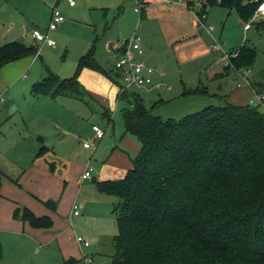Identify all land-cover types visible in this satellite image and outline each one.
<instances>
[{
	"label": "rangeland",
	"instance_id": "374dc122",
	"mask_svg": "<svg viewBox=\"0 0 264 264\" xmlns=\"http://www.w3.org/2000/svg\"><path fill=\"white\" fill-rule=\"evenodd\" d=\"M56 1L0 0L1 44L8 40L37 47L36 56L28 55L32 58L30 63L34 65H29L25 78L11 91L0 92L3 99L0 101V169L11 175L12 179L27 174L28 166L34 159L42 160L48 168L50 164L57 165L59 171L63 170L62 164L66 159L88 163L94 168L95 174L100 164L107 166V174L118 173L119 169L127 166L125 172L132 168L140 144L135 136L125 133L121 109L128 106V103L117 97L119 82L108 69H112L116 44L133 35L139 36L142 45L144 40L152 45L154 51L149 57L153 58L156 73L154 80L161 87L130 88L143 99L147 107L154 106L153 115L178 120L209 105L223 106L229 103L243 106L250 102L257 104L258 109L264 112V22L261 23L259 19L251 22V27L245 30V21L235 10L208 4L205 7L208 23L214 29L207 32L194 22V11L200 9L196 3L191 8H186L181 4L182 0H75L76 6L71 8L64 0H58L57 8L64 21L49 36L56 46H42L41 42L32 40L27 30L31 27L44 31L49 23V7ZM134 8H139L151 21L139 23L141 12H136ZM179 20H184L182 24L184 29L190 31L189 35L185 39L181 35L180 39L171 40L176 37L173 28ZM167 22L169 25L165 24ZM110 41L114 42L115 49L108 48ZM92 46L95 47L94 61L101 70L89 66L78 69L79 59ZM242 46L253 50L252 64L240 69L230 68L229 72L222 70L228 64L222 56L232 54L230 56L233 58L237 54L236 50ZM247 68L250 70L249 81L242 77V71ZM77 71V78L83 86L88 104L76 99H66V106L60 101L64 98L56 101L60 97L49 99L42 95H35L37 99L34 100L41 101L32 103L33 96L22 88L26 79H35L36 83L50 73L59 79H67ZM197 87L205 93H184ZM256 93L263 96L261 102L256 99ZM40 102L43 108L40 130L46 134L55 130L67 140L66 145H57L55 142L48 151L32 142L29 134L33 135L38 125L32 124L27 128L21 118ZM69 106L75 108L82 117V131L77 134H65L67 130H61L56 119L60 113V119L68 118L66 109L72 117L73 112L67 108ZM104 109L109 115L105 116L107 113ZM65 124L64 128L67 129V122ZM93 127L104 131V137L94 152L82 147L85 137L91 136ZM12 145L16 146L13 148ZM23 164L28 166H19ZM76 190L77 185L71 197L67 198L70 191L67 189L60 204L63 216L61 219L71 230L68 239L81 236L89 242L88 247L80 250L82 254L88 257L94 255V258H99L103 263H110L115 252L113 240L117 234L116 215L113 212V204L117 198L103 195V205L98 210L95 203L89 201L91 196L85 195L95 190L93 182H82L75 198ZM62 193L63 187L60 196ZM83 199L90 202L87 205L88 214L80 207ZM73 200H76L78 215L69 218L68 208ZM59 201H47L43 206L51 210L52 207H58ZM90 206L93 208L92 212L89 210ZM3 247L10 253L12 243L3 242Z\"/></svg>",
	"mask_w": 264,
	"mask_h": 264
},
{
	"label": "trees",
	"instance_id": "16d2710c",
	"mask_svg": "<svg viewBox=\"0 0 264 264\" xmlns=\"http://www.w3.org/2000/svg\"><path fill=\"white\" fill-rule=\"evenodd\" d=\"M217 4L245 22L256 6L243 0ZM236 51L225 72L252 64L251 48ZM94 52L92 46L78 69L101 70ZM36 54L35 46L2 44L0 67ZM77 74L59 79L50 73L31 92L88 104ZM201 92L197 87L184 93ZM117 97L128 103L121 109L125 133L137 138L140 149L122 178L96 182L99 192L117 198L110 264H264V112L258 105H209L174 120L153 115L154 106L147 107L134 91H119ZM1 181L0 172V187ZM13 216L34 228L52 225L26 207Z\"/></svg>",
	"mask_w": 264,
	"mask_h": 264
},
{
	"label": "crops",
	"instance_id": "0c3cea01",
	"mask_svg": "<svg viewBox=\"0 0 264 264\" xmlns=\"http://www.w3.org/2000/svg\"><path fill=\"white\" fill-rule=\"evenodd\" d=\"M57 2L58 0L49 7L50 11L52 6L57 7ZM213 5H218V4L217 3L212 4L211 6ZM68 6L73 8L76 6V3L74 6H70L69 4ZM49 19H50V15H49ZM150 21L151 19L147 16L145 17L143 12H141L139 17V23L140 22L147 23ZM183 22L184 20H179L176 27L173 28L175 29L173 31L176 37L171 38V40H178L181 38V35H183V39H185V36L187 37L189 35L190 31L184 29V24H182ZM165 24L169 25L168 22ZM57 28L55 30H57ZM55 30L49 32V36H51V34ZM30 32H31V27L27 30V34L32 38ZM44 32H46V30H44ZM32 40L34 39L32 38ZM8 42L11 41L8 40L4 41L3 44ZM34 42H38V41L34 40ZM0 45H2L1 41H0ZM44 45L49 46L46 44H43L42 46ZM143 45H144L143 47L144 54L141 56V59L145 63L154 67V65L152 64L153 58L149 57V55H153L154 53L152 49V45L147 44L145 40ZM54 46H56V43ZM54 46H49V47H54ZM108 48L115 49L114 42L110 41ZM147 53H149L148 56ZM115 56H116V52H115ZM31 59L32 58H30V56L27 57L25 56L15 61L6 63L0 67V92L11 91L12 88L16 86L17 83L22 81L21 79L23 77L25 78L26 70L31 64L30 63ZM33 65L34 63L31 64V67ZM155 74L153 76L154 79H155ZM215 75H217V73ZM34 80L35 79L29 81L28 79H26L24 80L25 82L22 83V88L24 89V92L29 91L30 93L29 95L33 96V98L31 99L32 103H36V101H41V100H34L37 98L31 92V87L35 83ZM23 97H25V94H23ZM45 97L49 99H56L57 97H60L57 98L56 101H58L61 98H64L60 101H62L66 106H67L66 99H70V101H72V99H75L68 96H57L55 98H52L45 95ZM0 101L1 102L3 101L1 96H0ZM67 108L73 112L72 117L67 109L66 112L69 114L68 118L60 119L62 113L57 114L58 117L56 119H58L59 121V128H61V130H67L65 132L63 131L65 134L67 132L77 134L78 132L82 131V120H81L82 117L79 112L77 113L75 108L71 106ZM42 110L43 108L40 102V104L32 108L31 111L25 112L23 117L21 118L22 121L26 123L25 125L27 128H29V126L32 124L37 123L38 125L35 133L33 135L29 134L32 137V142L37 144V146L39 145L40 147H45L46 148L45 150L48 151L50 150V147L54 145L55 142H57V145L60 144L66 145L67 140H65L64 137L60 136L55 130L51 131L48 134L40 130V124L42 122V120L40 119ZM104 111H106L107 113L105 114V116L109 115L107 110L104 109ZM66 122H67V129L64 128V126H66L65 124ZM55 126L56 128H58L57 125ZM94 128L95 127L92 128V131L94 130ZM92 131H91V136L90 137L86 136L84 140L93 138L94 131L93 133ZM49 134L52 137L49 136ZM19 143L21 144L22 142ZM16 145H12L13 148ZM95 150L96 148L92 151L94 152ZM37 154L38 152L35 155ZM71 155L72 153L70 154V156ZM87 164L79 163L74 159H66L63 161L62 164L63 170L59 171L57 169V165L50 164L48 168V166H46V164L42 160L34 159L31 161L29 166L25 164L19 165L20 167L28 166V173L23 175L22 177H16L15 179H12L11 175H7L3 170L0 169V172L2 173V181L0 187V264H110V263H103L102 261L99 260V258H94V255L88 257L87 255L82 254L80 250H82L85 247H88L89 245L84 246L80 244L79 242H77L75 237L73 238L69 237L68 239L71 230L69 227H67L66 223H63L61 219L63 218V216L61 214L62 212L60 211L61 210L60 204L61 202H63L62 198L66 193L67 189L70 190L68 192L69 193V195L67 196L68 198L71 197V195L75 190V185H77V190L75 191L76 193L75 198H76V196L79 194V189L82 182L89 181V182H93L95 190L85 195L91 196V199H89V201L91 203H95L96 205L95 208L99 210L101 205H103V195H109V194L99 192L96 187V182L102 180H108L116 177L122 178L121 176L122 174H124L128 166L125 167L124 169H119L118 173L115 172L113 174H107L106 173L107 166L105 164L102 165L100 164L97 168L96 174L93 168L92 180H80L81 173L83 172L84 168L86 166H89ZM21 174L23 173L21 172ZM75 175H78V177H76ZM96 179H98V181H95ZM62 187H63V193L60 196V190L62 189ZM57 199L60 200L58 202V207H52L51 210H47L43 206V204L46 203L47 201H56ZM75 201L74 200L71 201L70 203L71 207L69 205L68 208L69 213L67 215L69 218L78 215V214L76 215L73 214V205H77ZM90 202H87V199H83V201L80 203V207L83 210L84 209L86 210L85 214H88L87 205L90 204ZM19 207H26L37 216H47L48 218L51 217L52 219L50 218V220L52 221V225L46 229L34 228L30 226L27 222L22 221L21 219L18 218H14L13 212L16 208ZM89 210L92 212L93 208L90 206ZM9 241L12 243V250L10 253H7L3 247V242H9ZM78 246H79V250H78Z\"/></svg>",
	"mask_w": 264,
	"mask_h": 264
},
{
	"label": "built area",
	"instance_id": "2783aa9c",
	"mask_svg": "<svg viewBox=\"0 0 264 264\" xmlns=\"http://www.w3.org/2000/svg\"><path fill=\"white\" fill-rule=\"evenodd\" d=\"M70 6L75 5V0H65ZM221 0H216L219 3ZM244 3L255 2V10L244 24V29L247 30L251 27V22L256 19L264 21V0H243ZM196 3L200 9L194 11L193 19L195 24L207 32H211L214 27L208 23V14L206 12V5L210 3V0H182L181 4L186 8ZM136 12L141 11L139 8H134ZM64 20L57 7L52 6L50 11L49 23L46 27V32L37 28L31 29V36L34 40L54 46L55 41L49 37V32L55 30L57 26ZM116 56L112 64V70L115 73V78L119 82V91H133L130 88H145V87H161L159 82L154 81L155 69L151 65L145 63L141 56L144 54V48L141 44V39L137 35H133L130 39L124 40L116 44ZM230 55H223L222 59L229 62ZM250 70L244 69L242 71V77L248 80ZM249 81V80H248ZM250 83V82H249ZM256 99L261 102L263 96L256 93ZM104 131L101 128H94V135L92 139H87L82 142L84 148L94 150L97 147L98 141L103 137ZM91 166H86L81 173V180H92ZM73 214H78L77 205H73ZM77 242L87 246L88 241L84 240L81 236H76Z\"/></svg>",
	"mask_w": 264,
	"mask_h": 264
},
{
	"label": "water",
	"instance_id": "95a60500",
	"mask_svg": "<svg viewBox=\"0 0 264 264\" xmlns=\"http://www.w3.org/2000/svg\"><path fill=\"white\" fill-rule=\"evenodd\" d=\"M250 104H251V102L248 103V104H246V106H249ZM255 106H256V104L255 103H252L251 108H254Z\"/></svg>",
	"mask_w": 264,
	"mask_h": 264
}]
</instances>
